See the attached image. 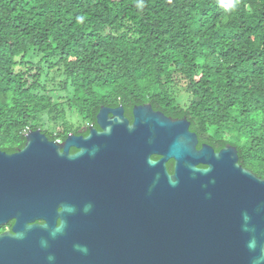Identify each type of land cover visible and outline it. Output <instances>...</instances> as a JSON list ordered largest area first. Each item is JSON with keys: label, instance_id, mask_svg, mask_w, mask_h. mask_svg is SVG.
Wrapping results in <instances>:
<instances>
[{"label": "trees", "instance_id": "obj_1", "mask_svg": "<svg viewBox=\"0 0 264 264\" xmlns=\"http://www.w3.org/2000/svg\"><path fill=\"white\" fill-rule=\"evenodd\" d=\"M119 104L185 118L264 180V0H0L1 151Z\"/></svg>", "mask_w": 264, "mask_h": 264}, {"label": "water", "instance_id": "obj_2", "mask_svg": "<svg viewBox=\"0 0 264 264\" xmlns=\"http://www.w3.org/2000/svg\"><path fill=\"white\" fill-rule=\"evenodd\" d=\"M122 113L101 107L85 138L37 129L0 150V225L14 221L0 264H264V180L237 149H196L185 118L149 104L132 124Z\"/></svg>", "mask_w": 264, "mask_h": 264}, {"label": "flooded vegetation", "instance_id": "obj_3", "mask_svg": "<svg viewBox=\"0 0 264 264\" xmlns=\"http://www.w3.org/2000/svg\"><path fill=\"white\" fill-rule=\"evenodd\" d=\"M119 106H121V107L123 108V106L120 105V104L117 105V106H113V107L106 106L105 108H108V109H116V108L119 107ZM102 107H103V106H102ZM134 107H135V106H133L131 110H125V109L123 108L122 118L127 119V121L129 122V124H132V122H133L134 115L132 114V111H133V108H134ZM98 112H99V111H98ZM98 112H97V114H98ZM97 114L94 115V116H91V117H86V116H71V117H69V118H98ZM100 118H116V116H114V115H112V114H106V115L101 116ZM95 123H96V122H95ZM90 126L94 127L96 131H98V132L100 131V128L98 127L97 123H96L95 126H93V125H90ZM88 127H89V126H88ZM88 127L80 123V124H79V129H78V131L76 132V134H72V135L75 136V138H85V137H87L88 134H89ZM63 141H65V140H63ZM63 141H59V142H63ZM199 144H200V143H199V140L197 139L196 149H200V148L202 147V145H206V144H201V145H199ZM207 146H208V145H207ZM21 149H22V148H21ZM19 150H20V149H17L15 152H17V151H19ZM78 151H79L78 149L71 147V148L69 149V154H70V155H73V154L77 153ZM15 152H13V153H15ZM13 153H8V154H13ZM154 157H155V156H154ZM152 160H154V159L152 158ZM198 168L203 169V168H205V167L200 165ZM13 223H14V221H9L6 225H0V235L3 234V233H5V232H6V233L10 232V231H11V228H12V226H13ZM35 223H36V224H42L41 221H36Z\"/></svg>", "mask_w": 264, "mask_h": 264}, {"label": "rangeland", "instance_id": "obj_4", "mask_svg": "<svg viewBox=\"0 0 264 264\" xmlns=\"http://www.w3.org/2000/svg\"><path fill=\"white\" fill-rule=\"evenodd\" d=\"M74 121H76V119ZM43 125H44V127H47L48 126V122L46 121V118L45 117H44V120H43Z\"/></svg>", "mask_w": 264, "mask_h": 264}, {"label": "clouds", "instance_id": "obj_5", "mask_svg": "<svg viewBox=\"0 0 264 264\" xmlns=\"http://www.w3.org/2000/svg\"><path fill=\"white\" fill-rule=\"evenodd\" d=\"M57 142H59V141H57Z\"/></svg>", "mask_w": 264, "mask_h": 264}]
</instances>
